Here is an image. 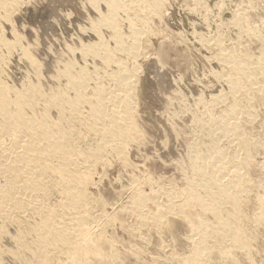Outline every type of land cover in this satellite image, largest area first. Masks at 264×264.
I'll return each instance as SVG.
<instances>
[{"label": "rangeland", "instance_id": "374dc122", "mask_svg": "<svg viewBox=\"0 0 264 264\" xmlns=\"http://www.w3.org/2000/svg\"><path fill=\"white\" fill-rule=\"evenodd\" d=\"M106 1L22 0L10 20L0 22L4 40L19 43V47L14 46L12 50L0 47V80L10 89L19 90L31 83L51 94L54 87L57 90L67 86L62 72L72 62L76 70L87 69L90 86L102 83L109 88L107 78L118 75V66L107 67L101 60L84 57L80 49L100 41L111 51L116 48L114 32L99 21V13L109 14ZM141 1L114 19L124 35L125 44L131 43L132 34L140 35L138 50L132 59L117 54L119 63L124 66L125 62L131 71L136 69L132 78L131 105L133 122L140 134L120 154L109 153L104 160L97 161V165L94 163L90 184L85 186L89 198L87 214L92 216L87 219L85 228L93 237L95 234V238L101 237L116 258L110 263L109 251L106 252L110 247H105L106 258L90 262L179 264V260L189 258L193 247L189 237L192 230L186 218L168 216L166 228L162 230L150 223L141 224L132 210L138 199L135 186L149 195L148 212L153 213L155 204L162 206L169 199L176 205L185 204L184 191L188 180L193 178L189 164L193 153L226 151V159L231 161L234 156L243 158L250 150L255 166L242 169L248 174L246 180L251 182V187L239 201L247 218L239 227L246 240L243 246L250 248L252 264H264V225H257L254 219L259 209L256 198H264V173L260 168L264 162V148L257 146L253 152L251 144L244 146L245 141L237 140L227 146L228 139L212 135L222 141L217 148L208 142L209 133L196 124L197 119L204 124L211 117L220 116L231 103L227 82L230 71L220 62V53L235 48L236 52H243L247 60H254L264 52V0H158L154 7L151 2ZM251 30L257 31L263 39H253L249 34ZM21 49L28 50L35 66L20 57ZM126 92L128 94L129 90ZM245 106L253 113L252 122H247L246 116H239L238 123L247 133L248 143L263 141L264 98H256ZM87 110L84 109V114ZM55 114L58 115L56 110L50 112L52 118ZM79 131L84 139L83 147L95 142L94 134L91 136L84 128ZM182 192L184 196L180 195ZM58 196H50L52 198L47 201L54 206L60 201ZM192 217L197 221H211L208 215ZM212 235L207 244L214 250L205 264H251L245 251L237 255L233 252L235 261L230 255L227 258L228 252L222 249L232 247H223ZM9 236L2 240L4 249L14 246L10 239L13 237ZM25 262L33 260L29 257ZM4 263L11 264V261L5 257Z\"/></svg>", "mask_w": 264, "mask_h": 264}, {"label": "bare ground", "instance_id": "6f19581e", "mask_svg": "<svg viewBox=\"0 0 264 264\" xmlns=\"http://www.w3.org/2000/svg\"><path fill=\"white\" fill-rule=\"evenodd\" d=\"M21 1L0 0V22L9 21ZM142 2L107 0L105 7L109 14L97 13L104 27L115 34L114 51L102 41L80 48L84 57L101 60L107 67L118 66L117 76L106 77L109 88L102 83L90 86L87 69L76 70L72 62L62 72L67 86L57 90L54 87L51 94H46L40 85L31 83L19 90L10 89L0 80V264H6L5 257L11 264H94L90 261L106 258L103 250L110 246L101 237L95 238L96 234L93 237L85 228L87 219H92L87 214L89 198L85 194V186L90 184L94 163L104 160L109 153L120 154L140 134L133 122L131 105L132 78L136 69L131 71L125 62L122 61L123 66L117 61V54L126 56L127 60L132 59L138 50L140 35L132 34L131 43L125 44L124 35L114 19L121 12L133 9L132 4L137 6ZM147 2H151L152 7L158 4V0ZM93 30L98 34L95 27ZM136 31L139 32V29L136 28ZM249 34L253 39H263L255 30ZM14 46L19 47V43L7 42L0 33V47L12 50ZM21 52L20 57L35 66L28 50L21 49ZM242 55L243 52L238 53L235 48L220 53V62L230 71L227 82L231 103L220 116L211 117L204 124L197 119L196 124L202 125L201 129L209 133L208 142L217 148L222 143L216 138L220 135L228 139L227 146L236 140L245 141L244 146L251 144L254 152L257 146L264 148V139L248 143L247 133L238 120L239 116H246V121L251 123L253 113L245 104L264 98V52L254 60H247ZM1 60L0 56V64ZM85 108L88 109L86 114ZM53 110L58 114L55 118L50 115ZM80 128L87 130L91 136L94 134L95 142L83 147ZM225 152L214 150L212 154L205 150L204 153H193L189 159L193 178L190 177L184 191L185 204L176 205L174 200L169 199L162 206L155 204L153 213L148 212L146 202L150 199L149 195H145L140 186H135L138 199L133 203L132 210L141 224L150 223V226L162 230L166 228L168 216L180 215L191 226V255L179 260V264H205L207 256L214 250L207 244L212 234L223 247H232L222 249L228 252L227 258L230 255L234 259L235 255L245 251L246 259L251 262L250 248L243 246L246 240L239 227L242 220H247L239 201L251 187V182L246 180L248 174L242 169H254L255 164L251 161L250 150L243 158L234 156L231 161L226 159L228 154ZM260 168L264 173V162ZM184 192L180 195L184 196ZM55 194L60 196V201L52 206L47 200ZM256 204L259 209L255 222L259 226L264 225V198L258 196ZM199 214L208 215L211 221L193 219V215L197 218ZM11 231H15V236L9 234ZM8 236L13 237L10 239L14 246L4 249L2 240ZM107 251L111 263L116 254L111 247ZM29 257L33 262L26 263Z\"/></svg>", "mask_w": 264, "mask_h": 264}]
</instances>
